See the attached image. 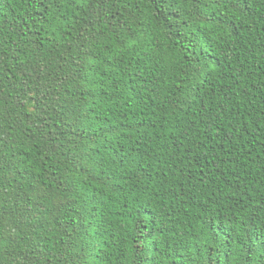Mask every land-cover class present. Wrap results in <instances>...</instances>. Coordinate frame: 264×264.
Returning <instances> with one entry per match:
<instances>
[{
    "label": "trees",
    "instance_id": "obj_1",
    "mask_svg": "<svg viewBox=\"0 0 264 264\" xmlns=\"http://www.w3.org/2000/svg\"><path fill=\"white\" fill-rule=\"evenodd\" d=\"M0 264H264V0H0Z\"/></svg>",
    "mask_w": 264,
    "mask_h": 264
}]
</instances>
